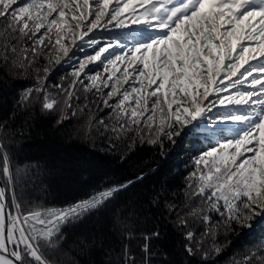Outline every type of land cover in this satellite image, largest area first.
<instances>
[{"label": "snow or ice", "instance_id": "obj_1", "mask_svg": "<svg viewBox=\"0 0 264 264\" xmlns=\"http://www.w3.org/2000/svg\"><path fill=\"white\" fill-rule=\"evenodd\" d=\"M132 25L142 31L127 43L119 37L101 43L90 35ZM85 38L94 54L77 61L67 84L49 91V65H59ZM94 62L103 64V73H88ZM0 66L13 77L36 74V84L20 93L18 103L39 100L44 112L58 109V124L69 112L86 114L85 135L96 132L111 148L118 142L131 152L146 143L163 150L165 140L174 143L197 121L235 126L193 161L185 195L200 202L183 215L175 212L189 256L199 253L207 261L221 254L231 244L219 240L221 233L227 237L234 226L251 228L254 219L264 218V0H0ZM81 89L95 90L96 98L85 95L80 103ZM104 109L106 116L97 115ZM6 123L0 121V130ZM5 149L0 139L2 173L13 183ZM134 182L112 184L64 206L29 209L15 196L9 204L0 188V264H58L49 253L65 241V228ZM190 221L203 225L200 239ZM160 235L143 236L145 264H151L149 241ZM92 243L77 241L82 250ZM262 253L250 250L230 264H264ZM124 256L125 264H135L127 245Z\"/></svg>", "mask_w": 264, "mask_h": 264}, {"label": "trees", "instance_id": "obj_2", "mask_svg": "<svg viewBox=\"0 0 264 264\" xmlns=\"http://www.w3.org/2000/svg\"><path fill=\"white\" fill-rule=\"evenodd\" d=\"M23 2L17 0L18 4ZM76 49H81L80 44ZM45 63L43 59L39 61L40 65ZM57 66L54 62L49 65L47 87L52 92L56 91L54 85L67 84L72 79V68ZM97 72L103 73V64L88 70L90 75ZM84 83L89 81L85 78ZM35 84L34 72L13 77L9 75L8 66H0V121L7 122L0 130V139L6 144L14 175L12 187L2 173V154L0 176L8 189L9 204L11 190L25 209L60 207L112 184L135 181L102 209L67 226L65 241L58 251L49 253L50 259L58 264H125L124 247L127 245L135 264H145L143 236L154 231L161 235L149 241L151 264H230L233 258L241 259L250 250L264 249V218H256L251 228L234 226L235 232L227 237L221 233L219 240L231 241V244L207 261H202L199 253L193 257L185 252L183 231L175 212L183 215L200 202L190 200L185 193L189 192L188 178L194 170L195 157L213 145L207 142L209 139L196 135L186 139L182 133L174 143L165 140L163 150L146 143L137 144L131 152L118 142L111 148L108 140L98 133L85 135L86 114L72 116L69 112L68 119L58 124V109L44 112L39 100L26 105L18 103L20 93ZM94 92L84 93L81 89L80 103L84 102L85 95L89 101L95 99ZM107 111H98L97 115L106 116ZM141 174L144 178L137 180ZM170 204L175 205V211L169 210ZM213 216L219 219L216 214ZM190 224L200 239L203 225L198 221H190ZM85 239L93 243L82 250L77 241ZM210 243L206 241L204 247Z\"/></svg>", "mask_w": 264, "mask_h": 264}, {"label": "rangeland", "instance_id": "obj_3", "mask_svg": "<svg viewBox=\"0 0 264 264\" xmlns=\"http://www.w3.org/2000/svg\"><path fill=\"white\" fill-rule=\"evenodd\" d=\"M20 1H23V0H20ZM131 30H134V31H131ZM120 31L121 30L113 29L111 26H109L108 30H104L103 28H101L98 30H94V33H90V35H94V38L99 40L101 43L107 42L108 40H110L114 37H119L121 42L127 43L133 39V34L140 33L142 31V29H141V27L132 25L129 28H125L121 32ZM130 32H132V33H130ZM107 35H111V36L108 38ZM137 38H139V37H137ZM86 40H87V38H85V40H83V41L77 40L76 44L71 46L70 51H69V56L64 57L62 59V62L57 67L58 68L70 67L74 70V68L77 66V61L83 60L87 56L94 54L93 47H90L86 43ZM69 43H70V41H69ZM78 44H80V47H81L80 50L76 49ZM92 49H93V52L89 53L90 50H92ZM99 63L100 62H94L93 64L89 65L87 71L89 69L97 66ZM87 82H88V80H87ZM106 90L107 89H105V91ZM210 125H212V124H210L207 120L205 123L194 122L193 125L188 126L187 129L183 132V136L186 137V139L195 138L194 134H198V131H199V132H201L200 134H201L202 138H205L207 135L210 138L207 142L214 145L217 140L224 138L222 136V135H224V133H227L228 137L233 134V131H230L227 128H208ZM0 178H1V176H0ZM3 183L5 185L4 181H3ZM10 186L12 187V183H10ZM5 187H6V185H5ZM6 189H7V187H6ZM7 192H8V189H7ZM7 196H8V193H7ZM13 196H14V192H13V190H11V197L13 198Z\"/></svg>", "mask_w": 264, "mask_h": 264}, {"label": "bare ground", "instance_id": "obj_4", "mask_svg": "<svg viewBox=\"0 0 264 264\" xmlns=\"http://www.w3.org/2000/svg\"><path fill=\"white\" fill-rule=\"evenodd\" d=\"M131 31H134V30H131ZM121 32V31H120ZM130 33H132V32H130ZM129 33V34H130ZM111 35H107V37L109 38ZM90 51H93V49L92 50H90ZM246 87V86H245ZM227 126H226V128H232V130H234V128H235V126L233 125V124H231V123H227L226 124ZM8 193V192H7Z\"/></svg>", "mask_w": 264, "mask_h": 264}, {"label": "water", "instance_id": "obj_5", "mask_svg": "<svg viewBox=\"0 0 264 264\" xmlns=\"http://www.w3.org/2000/svg\"><path fill=\"white\" fill-rule=\"evenodd\" d=\"M0 188H2V189L5 190V192H6V196H7V189H6V187H5V185H4V183H3V181H2L1 178H0ZM7 200H8V196H7Z\"/></svg>", "mask_w": 264, "mask_h": 264}]
</instances>
